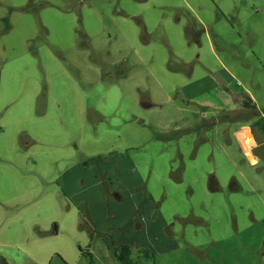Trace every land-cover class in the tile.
I'll return each mask as SVG.
<instances>
[{
	"label": "rangeland",
	"instance_id": "rangeland-1",
	"mask_svg": "<svg viewBox=\"0 0 264 264\" xmlns=\"http://www.w3.org/2000/svg\"><path fill=\"white\" fill-rule=\"evenodd\" d=\"M249 1L0 0V264H105L164 221L202 248L172 264H264V12L227 10Z\"/></svg>",
	"mask_w": 264,
	"mask_h": 264
},
{
	"label": "crops",
	"instance_id": "crops-1",
	"mask_svg": "<svg viewBox=\"0 0 264 264\" xmlns=\"http://www.w3.org/2000/svg\"><path fill=\"white\" fill-rule=\"evenodd\" d=\"M190 11L196 16V18L200 21L201 24H204V20L196 13L195 9H193L192 7H189ZM244 10V12H240V10ZM228 12L234 16V23H239L240 22V16L242 14H251V12L255 11V12H264V0H256L255 2L253 1H249L247 3H243V6L241 3H232L229 5V8H227ZM219 15H221L219 17V19H223V13L221 11V8H219ZM227 21L229 22V24L233 27V23H232V17H231V22L227 19ZM234 28V27H233ZM223 68V72L227 74V76H230L232 79H235V76L233 75V72L226 67L225 65L222 66ZM209 78L212 79V81L214 82L213 84H211L210 89L212 90H218V88L220 87V85H224V83L221 80V77L219 75H217V73L215 72H210L209 74ZM199 83V84H198ZM198 83H194L193 81L190 80V82H188L186 85H184L180 90L181 93L186 96V99L192 100L194 101V87L198 86V85H203L205 84V81L201 80ZM152 95V92H151ZM153 100V99H152ZM254 99L252 97H249L248 102L246 104H249L252 108L257 109L258 111V107L254 104ZM152 106V104L150 105ZM242 135H244V137L249 141V145L250 148L248 150V152H251V149L254 150V152L259 148V146L256 144L255 146L252 145L249 137H248V133H243ZM241 147H245L244 143H243V139L239 141ZM246 148V147H245ZM250 157V154H247ZM163 220V218H162ZM158 222V221H157ZM166 226L164 228L160 226L159 228L156 230L153 229L148 233V236L145 238H143L142 241H136V242H122V243H118L116 245V248H114V251H116L120 246H134V247H139V248H143V249H147L151 252H153L155 254V264H172L170 261L171 259L169 257L171 256H176L178 255L183 256V257H189L190 261L191 260H197L196 255H197V249H202L201 248V244L195 242L194 240L190 239V238H181L179 236L178 233H175L174 231H169L168 230V225L169 222H165ZM164 226V225H163ZM183 239V240H182ZM182 240V241H180ZM156 246V247H155ZM155 247V250H154ZM153 248V249H151ZM156 249L158 252H156ZM109 253L111 255H113L112 250L109 248ZM160 250V251H159ZM182 250H184L182 252ZM155 251V252H154ZM181 252L183 253L181 255ZM90 253L92 254L93 258L94 254L90 251ZM105 264H120L117 260H113V261H109L106 262Z\"/></svg>",
	"mask_w": 264,
	"mask_h": 264
},
{
	"label": "trees",
	"instance_id": "trees-1",
	"mask_svg": "<svg viewBox=\"0 0 264 264\" xmlns=\"http://www.w3.org/2000/svg\"><path fill=\"white\" fill-rule=\"evenodd\" d=\"M7 27L9 29V26ZM112 253L120 264H155V254L147 249L133 250L131 246H120L116 251L112 250ZM85 257L90 259V264H93L92 254Z\"/></svg>",
	"mask_w": 264,
	"mask_h": 264
},
{
	"label": "water",
	"instance_id": "water-1",
	"mask_svg": "<svg viewBox=\"0 0 264 264\" xmlns=\"http://www.w3.org/2000/svg\"><path fill=\"white\" fill-rule=\"evenodd\" d=\"M57 232H58L57 228L55 227V233H57ZM51 264H68V263L61 256L55 255L53 257Z\"/></svg>",
	"mask_w": 264,
	"mask_h": 264
},
{
	"label": "bare ground",
	"instance_id": "bare-ground-1",
	"mask_svg": "<svg viewBox=\"0 0 264 264\" xmlns=\"http://www.w3.org/2000/svg\"><path fill=\"white\" fill-rule=\"evenodd\" d=\"M242 138H243V143H244V145H245V147L247 148V149H249L250 148V145H249V141L244 137V135H242ZM240 141V140H239ZM244 151H246V150H244ZM249 152L247 151V154H248ZM249 160H250V158H249ZM253 164V163H252ZM255 164V163H254Z\"/></svg>",
	"mask_w": 264,
	"mask_h": 264
},
{
	"label": "built area",
	"instance_id": "built-area-1",
	"mask_svg": "<svg viewBox=\"0 0 264 264\" xmlns=\"http://www.w3.org/2000/svg\"><path fill=\"white\" fill-rule=\"evenodd\" d=\"M263 117H264V114H263Z\"/></svg>",
	"mask_w": 264,
	"mask_h": 264
},
{
	"label": "clouds",
	"instance_id": "clouds-1",
	"mask_svg": "<svg viewBox=\"0 0 264 264\" xmlns=\"http://www.w3.org/2000/svg\"><path fill=\"white\" fill-rule=\"evenodd\" d=\"M254 163H255V161H254Z\"/></svg>",
	"mask_w": 264,
	"mask_h": 264
}]
</instances>
